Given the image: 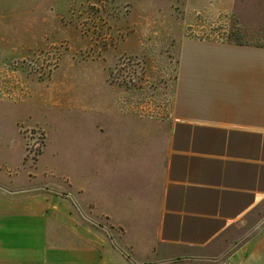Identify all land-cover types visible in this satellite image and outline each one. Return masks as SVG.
Here are the masks:
<instances>
[{
  "label": "rangeland",
  "instance_id": "374dc122",
  "mask_svg": "<svg viewBox=\"0 0 264 264\" xmlns=\"http://www.w3.org/2000/svg\"><path fill=\"white\" fill-rule=\"evenodd\" d=\"M185 39L264 46V0H0V184L75 190L96 229L126 236L111 207L152 230ZM251 228L203 256L230 264Z\"/></svg>",
  "mask_w": 264,
  "mask_h": 264
},
{
  "label": "crops",
  "instance_id": "0c3cea01",
  "mask_svg": "<svg viewBox=\"0 0 264 264\" xmlns=\"http://www.w3.org/2000/svg\"><path fill=\"white\" fill-rule=\"evenodd\" d=\"M101 156H87L88 169ZM3 185L0 264H158L159 256L164 264L173 257L187 261L178 264H213L203 255L242 222L252 228L231 251L229 263L264 264V46L181 43L152 230L128 212L117 220L111 207L107 214L125 227L126 236L109 233L107 225L96 229L75 190L36 195ZM124 206L126 211V200ZM177 249L203 254L178 255Z\"/></svg>",
  "mask_w": 264,
  "mask_h": 264
}]
</instances>
